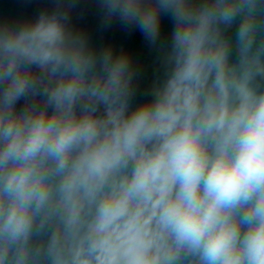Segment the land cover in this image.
Masks as SVG:
<instances>
[{
	"label": "clouds",
	"instance_id": "obj_1",
	"mask_svg": "<svg viewBox=\"0 0 264 264\" xmlns=\"http://www.w3.org/2000/svg\"><path fill=\"white\" fill-rule=\"evenodd\" d=\"M53 3L0 19V264H264V0H98L139 103Z\"/></svg>",
	"mask_w": 264,
	"mask_h": 264
}]
</instances>
